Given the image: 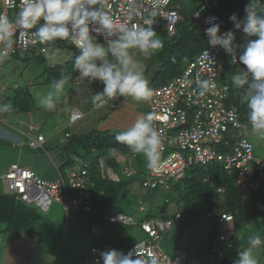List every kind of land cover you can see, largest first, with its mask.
<instances>
[{"label":"clouds","instance_id":"obj_1","mask_svg":"<svg viewBox=\"0 0 264 264\" xmlns=\"http://www.w3.org/2000/svg\"><path fill=\"white\" fill-rule=\"evenodd\" d=\"M13 3L11 0L9 6ZM164 3L166 0H148L146 6L144 0H126L121 22V16L113 13L110 0H23L14 15L0 13V64L10 60L20 36L27 37L29 44L49 45L41 51L52 62L56 61L58 50L51 44L66 40L78 50L72 62L74 79L102 86L90 97L93 108H103L116 97L147 101L153 90L145 77L143 61L163 47L154 24ZM244 12L243 18L234 13L229 19L234 29L245 35V43L235 42L234 31L221 34L215 18H208L206 22L210 26L204 33L208 48L219 47L232 56V64L244 66L231 75L232 86L241 90L251 132L264 136V0H248ZM72 79L63 72L53 78L48 91L39 98V106L48 112L56 110L65 102L66 86ZM195 83L201 97L216 88L210 78L197 76ZM10 110L8 103L0 102V114ZM153 120L154 113L151 112L139 116L115 136L118 144L128 146L136 155L142 154L149 169L158 168L163 148L162 130L153 127ZM248 245L237 252L233 264H260L257 249L264 246V238L250 236ZM100 258L103 264H146L136 250L125 254L109 249L100 252Z\"/></svg>","mask_w":264,"mask_h":264},{"label":"built area","instance_id":"obj_2","mask_svg":"<svg viewBox=\"0 0 264 264\" xmlns=\"http://www.w3.org/2000/svg\"><path fill=\"white\" fill-rule=\"evenodd\" d=\"M10 2L11 0H0V13L14 15L23 0H14L12 7L9 6ZM110 2L113 4V13L121 16L123 22L122 8L126 5V0ZM144 3L147 6L148 0H144ZM220 4L221 0H200V8L192 14V18L203 19L201 32L204 33V29L210 26L206 22L208 18H215V23H219L220 16L210 10L219 8ZM181 7L179 4L174 5V0H166L158 10L154 27L161 21L165 33L169 37L175 36L177 25L182 20ZM230 30L222 31L221 34ZM71 45L75 48L73 44ZM44 47L49 45L38 42L29 44L27 37L20 36L17 50L12 56L32 51L44 54L41 51ZM224 54L225 51L219 47L216 49L207 47L178 77L162 86L152 88L153 95L145 104L148 113H154L153 127L162 130L163 148L158 168L150 169L147 174L149 178L145 176L146 179L143 180L145 188L158 186L168 188V182L184 177L188 168L212 163L222 164L225 170L237 171L238 185L244 193V198H248L251 191L256 192L264 188V159L255 157L253 143L246 133L242 135L243 131L250 130V126L242 120L236 107L227 106L225 103L229 86L222 81L227 66ZM230 65L235 68L244 67L231 62ZM197 76L200 79H212L216 83L215 90L201 97L195 83ZM82 118L83 114L77 109L71 113L73 123ZM27 137L28 146L32 149L41 148L46 142L41 134H38L37 138L30 135ZM231 138H235L236 141L232 142ZM136 156L135 154L129 159L128 165L122 167L123 175H134L132 167ZM104 165L101 161V168L106 176L118 181L119 175L114 169ZM88 175L89 163L72 169L68 178L60 174L58 180L54 182L41 178L28 167L12 164L1 177L7 181L12 196L27 204H34L44 212H48L54 202L62 204L68 212L71 209L90 212L94 210V204L89 190ZM257 206L264 211V203L258 202ZM232 219L231 214L222 215V221ZM110 221L127 225L133 223L131 217L123 214L111 217ZM172 226V220L144 223L143 229L149 234L150 239L137 242L130 250H136L146 264H190L185 251H177L171 256L162 252L159 247L158 240L162 239V233L169 231ZM223 239L224 236H221V240ZM107 250L109 249H92L91 264H103L100 252ZM224 257L223 251L214 249L210 259ZM228 260L232 261V258Z\"/></svg>","mask_w":264,"mask_h":264},{"label":"rangeland","instance_id":"obj_3","mask_svg":"<svg viewBox=\"0 0 264 264\" xmlns=\"http://www.w3.org/2000/svg\"><path fill=\"white\" fill-rule=\"evenodd\" d=\"M175 2L179 5H184L190 13L197 12L200 5L199 0H174ZM154 28L163 43V47L150 58L143 61L145 77L149 80L151 88H155L156 83H158L156 78L158 73L159 80H161L160 77L164 70L162 72L160 70L164 69V67L161 66L163 62L160 54L169 40L163 33L164 29L161 21H158ZM51 47L54 48L52 44ZM73 57V51L59 49L55 62L48 59L41 62L36 56L32 55L29 59H26V54L20 53L19 58L11 57L9 61L0 64V70L4 73L1 77L0 86L4 83L7 87V90L1 91V93L13 96L15 87H23L24 89L28 87L34 96L33 105L37 107V110L31 112L28 118L25 114L19 116L11 112L10 116L8 113L0 114V192L9 193L7 181L3 180L1 175L5 174L12 164L31 168L40 177L50 181L58 178L60 174L68 178L73 168L70 165H63V160H75V155L72 153L68 155L62 150V146L67 140L65 132L73 135L83 134L92 130H103V125L107 121V124L117 122L118 125L113 126L109 130L114 133L117 131L115 129H126L123 128V125H120L122 121L132 125L139 116L148 113L144 101H135L131 97H116L103 108H93L90 103V97L95 91L100 90L102 86L99 84L92 85L87 80L76 82L74 79L70 80L69 85L66 86L65 102L58 105L54 111L43 110L39 106L38 100L48 91L49 83H45V76L43 75L45 68L53 64L63 65L71 61ZM139 58L143 59L142 57ZM1 93L0 102H3ZM85 98H88V102H85ZM4 103L8 102L5 101ZM74 108L81 109L85 114L84 119L76 123H73L70 118L71 112L75 110ZM112 109H115V113H113ZM32 115L37 119L33 118ZM25 117L27 120H25ZM99 118L101 121L98 120ZM23 121L26 122V125L28 124V128H24V130L20 129ZM32 125H36L40 134L47 139L44 149H30L28 147L27 135L37 138L39 134L37 131L33 132L30 130ZM119 125L120 127H118ZM27 131L30 133L27 134ZM245 133L254 145L255 157L264 159V136L252 133L249 129L243 131L242 135ZM142 159H139L140 162H137L136 167L138 166L144 172H148L150 169L146 166L145 159ZM125 163L118 160V166L115 167L118 169L117 171L121 178H124L120 171ZM75 165V168H77L80 162L77 161ZM130 189L127 198L115 200L111 214L117 216V214L123 213V215L133 217L138 222L150 209H156L157 203L164 202L165 199L170 197V193L167 191H150L149 188H143L140 183ZM72 194L74 195V193ZM146 199L147 202L146 204L144 203V211H142L138 201ZM168 211L174 215L177 211L176 203L170 202ZM90 215L91 213L76 210L68 212L62 204L53 203L50 211L46 214L45 227L43 226L32 238H27L35 242L32 264L35 262L37 264H45L47 261L48 264H90L92 262L90 256L92 246L100 245L114 249L109 240L101 237L102 233L100 237H96V235L94 236L95 232L88 230L87 224ZM188 219L176 220L171 230L162 233V239L158 240L161 251L173 256L177 250L183 249L187 253L190 264L213 263L209 260L211 252L208 251V231L210 227L207 216L197 219L196 225L193 227L187 225ZM234 227L232 223L226 222L221 230H218V236L224 233L229 240L233 235L240 240V249L237 243V247L234 250L228 249L226 246L219 248L225 252V255L234 256L232 257L233 261L236 259L239 250L249 246L248 238L250 236L259 235L264 238V214H259L249 225L239 226L237 230ZM116 228L121 235H126L130 242L147 238V235L135 226H117ZM3 237V235H0V264H5L2 258L5 255L7 256V242ZM257 255L260 264H264V246L257 249Z\"/></svg>","mask_w":264,"mask_h":264},{"label":"trees","instance_id":"obj_4","mask_svg":"<svg viewBox=\"0 0 264 264\" xmlns=\"http://www.w3.org/2000/svg\"><path fill=\"white\" fill-rule=\"evenodd\" d=\"M247 2L248 0H221L219 8L210 10V12H214L220 16L218 24L220 25L221 32L229 29L235 32V42L237 44L246 42L245 35L241 31L234 29V25L229 17L235 13L240 18H243L245 15L244 6ZM174 5L178 4L175 2ZM181 6L180 13L182 15V20L177 25L175 36L169 37L165 33V30H163L164 35H166L170 41L168 40L164 50L160 54L161 61L163 62L161 66L164 67V69L160 71H164L160 77L161 80H159V73L157 74L156 78L158 83H156V87L162 86L178 77L187 65L195 60L196 57L208 47L207 37L205 33L201 32L203 19L192 18L193 13L188 12L184 5ZM199 8L200 5L198 6V10ZM251 39H256V37H252ZM52 46L58 50L64 49L73 51L74 57L78 54V50L66 40L53 42ZM25 54L26 59H29L32 55L36 56L41 62L46 61V57L42 53L32 51ZM19 55L20 53L12 57L19 58ZM224 57L227 66L223 72L222 81L229 86L225 103L227 106L236 107L242 120L247 123L248 109L246 104L241 101V90L233 88L231 82V75L240 67L235 68L230 65L232 60L231 55L225 53ZM73 59L63 65L53 64L45 68L43 73L45 76V83L50 84L51 80L53 78H58L61 72L69 74L74 79L76 74L72 72ZM13 91L15 93L13 96L7 95L6 97L11 107V113L26 114L37 110V107H35L32 102L34 101L33 93L28 87L25 89L23 87H15ZM120 131L121 130L112 133L109 130H92L83 134L73 135L69 132H65V138L67 140L62 146V150L68 155L71 153L74 154L75 160L64 159L63 165H70L71 168L75 169V163L77 161L80 162V165L89 163V190L93 196L94 210L83 212L91 213L87 225L88 230L95 232L94 236L100 237L102 233L101 237L109 240L114 246V249L126 254L130 251L132 245L141 240L130 242L126 235L123 236L119 233V230L116 228L117 226H135L147 235V238L142 240H149V234L143 229V224L146 222L172 220L174 226L176 220L189 218L187 225L193 227L196 225L197 219L207 216L210 227L208 231V251L211 252V255L214 249L220 251L221 249L219 248L221 246H226L228 249L234 250L237 247V243L240 249V240L236 239L235 235L229 240L224 233L218 236V230H221L226 222L232 223L237 230L239 226L249 225L259 214H264V211H261L257 206L258 202L264 203V188L256 192L251 191L248 198H244V193L240 190L238 185L239 177L237 171L234 169L232 171L225 170L224 166L220 163H212L207 166H193L181 179L170 180L168 182V188H164V186L149 188L150 191H167L170 193V197L165 199L164 202L157 203L156 209H150L140 221L136 222L133 217H131L133 223L130 225L110 221L111 217L116 216L111 214L115 200L127 198L131 187L138 183L143 186V180L146 179L145 176L149 178L147 175L148 172H144L138 166L136 167L137 162H140L139 155L134 159V165L132 167L134 175L127 176L122 174L124 178L120 177L117 171L118 169L115 168L118 166V159L120 157L124 158L126 160L125 164L128 165L129 159L135 155L128 146L118 144L115 141V136L119 134ZM231 140L232 142L236 141L235 138H231ZM44 145H46V142ZM44 145L41 149H44ZM113 149H115V151H113ZM101 161L104 162L105 167L114 169L119 175L118 181L111 180L106 176L104 170L101 168ZM143 188L145 187L143 186ZM138 202L140 210L144 211L143 206L144 203L146 204L147 199L144 201L139 200ZM170 202H174L177 205V211L174 215L168 211ZM71 210H69V212ZM48 212H44L34 204H27L20 199H16V197L12 196L10 193L0 192V235H7L12 241H19L28 237L32 238L43 226L45 227V222L47 221L46 214ZM224 214H231L233 219L222 221V215ZM178 215H180L179 218L177 217ZM221 236H224L223 240H221ZM94 248L108 247L100 245L92 246L90 249L91 258L92 249ZM232 257L234 256L225 255L224 258L209 260L213 262L211 264H233V261L230 262L228 260Z\"/></svg>","mask_w":264,"mask_h":264},{"label":"crops","instance_id":"obj_5","mask_svg":"<svg viewBox=\"0 0 264 264\" xmlns=\"http://www.w3.org/2000/svg\"><path fill=\"white\" fill-rule=\"evenodd\" d=\"M3 74H4L3 71L0 70V82L2 80L1 77L3 76ZM76 82H82V81L76 80ZM6 90H7V87L3 83L0 86V93H1V91H6ZM1 97H2L3 102H5V101L7 102V100H6L7 95L6 94L1 93ZM109 102H111V101H109ZM74 109L76 110V108H74ZM77 110H79L83 114V118L81 119V120H83L84 117H85L84 112L81 109H77ZM112 110H113V113H115V109H112ZM10 112H8L9 116H10ZM16 115L19 116V115H24V114H16ZM25 116L28 118L30 116V113H26ZM26 117H25V120H27ZM32 117L35 118V116H33V115H32ZM35 119H37V118H35ZM81 120H79V121H81ZM98 120L101 121L100 118ZM79 121H77V122H79ZM27 125H26V122L23 121V125L21 124L20 129L24 130V128H28ZM116 125H118L117 122H113L112 124H107V121H106L104 123V125H103V128H104L103 130H111L110 128H113V126H116ZM120 125H123V128H127V127L131 126V124H128L125 121H122V123ZM120 125L118 127H120ZM31 127H30L31 131H33V132L34 131H37V132L39 131V129H37L38 127L36 125L33 126L32 128ZM115 130L119 131L121 129H115ZM29 133L30 132L27 131V134H29ZM13 137L16 139L15 136H13ZM138 155H139V157L141 159L143 158L142 154H138ZM118 160L125 161L124 158H119ZM58 178H59V175H58ZM58 178L54 179L53 182L57 181ZM43 179H45V178H43ZM45 180H47V179H45ZM48 181H50V180H48ZM3 236H4L3 239H6V242H7V247H6L7 256L5 255L2 258V261H5V264H32L33 263V259L32 258L34 256V251H35V249H34L35 248L34 247L35 242H33L31 240H28L27 238H23L22 240H19V241H12L9 238V236L4 235V234H3ZM181 250L183 251V249H181ZM177 251H180V249L177 250ZM34 264H37V262H35ZM45 264H48V261Z\"/></svg>","mask_w":264,"mask_h":264}]
</instances>
